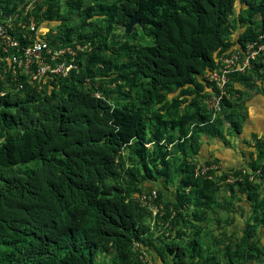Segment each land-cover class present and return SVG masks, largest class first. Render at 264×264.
Returning <instances> with one entry per match:
<instances>
[{
	"label": "trees",
	"instance_id": "obj_1",
	"mask_svg": "<svg viewBox=\"0 0 264 264\" xmlns=\"http://www.w3.org/2000/svg\"><path fill=\"white\" fill-rule=\"evenodd\" d=\"M26 1L0 0V23ZM93 1L82 10L85 19L100 15L109 25L124 26L136 14L152 41L119 45L117 51L130 60L123 67L115 63L120 55H105L92 45L89 52H78L76 68L67 76L47 73L33 83L23 74L12 75L8 61L0 62V264H95L98 253L110 255L108 264H132L136 251L153 244L146 224L151 211L135 200L151 190L141 187L145 181L175 185L167 202L155 189L162 214L153 221L168 222L174 238L153 247L157 260L213 264V255H203L201 227L194 223L202 218L198 205L220 206L214 200L218 177L238 175L243 165L255 169V161H264V143L254 142V155L236 172L221 167L195 175V165L202 164L196 158L201 137L219 139L216 129L231 108V99L224 98L223 118L209 122L202 103L206 77L217 56L264 34V0ZM65 4L79 11L82 0ZM235 8L239 14L233 20L240 30L232 40ZM31 16L37 24L63 22L62 39L46 38L51 48L84 45L82 34L71 38L60 0H43ZM10 34L18 41V47L9 49L15 55L42 37L31 32L29 39L18 27ZM0 55L5 56L1 45ZM97 70L101 79L96 83ZM110 70L116 73L106 81L114 85L108 90L102 78ZM252 72L231 75L229 95L233 83L249 74L264 79L261 68ZM121 81L137 88L126 93L121 105H111L103 96L118 93ZM238 115H225L235 134L241 129L234 119ZM259 171L256 185L242 189L254 210L264 197V163ZM253 233L251 223L245 224L236 243L226 247V264H264V259L256 260L263 251L252 241ZM135 261H141L139 255Z\"/></svg>",
	"mask_w": 264,
	"mask_h": 264
},
{
	"label": "rangeland",
	"instance_id": "obj_2",
	"mask_svg": "<svg viewBox=\"0 0 264 264\" xmlns=\"http://www.w3.org/2000/svg\"><path fill=\"white\" fill-rule=\"evenodd\" d=\"M43 0H37L34 4H32V11H35L39 5H41ZM66 0H60V9L61 11L68 17L66 21L67 27L71 29V38L74 40L78 39L77 37L82 34V41H84V45H87V48L83 49L82 52H89L91 50V46L94 48L101 47V49L105 52V55L115 56L117 53L120 55L116 58L115 63L119 66L122 65L128 59L127 53H119L117 51L119 45L129 44L131 46L150 44L151 38L147 35H144L142 32V26L139 23H135L132 25L129 33H125L124 29L127 23L122 26L119 24H108L100 15L93 16L92 18L85 19L84 10L86 7L94 4L93 0H82V5L79 11L75 9H70L66 4ZM74 1V0H72ZM20 7V6H19ZM18 7V8H19ZM239 14L237 8L234 9V14L230 19L234 28L232 29L231 39L235 37L240 30V25H236L235 19ZM85 21L84 23L82 21ZM19 19H17V23ZM40 25V26H39ZM38 32L40 35H45L46 37L55 36L58 39L63 38L64 33V25L63 22H49L46 24H39ZM237 33V34H236ZM87 39V40H86ZM92 42V44H90ZM102 42H105V45H102ZM75 45L81 46L83 44L76 43ZM89 45V46H88ZM90 47V48H89ZM90 49V50H89ZM98 70L94 76V82H99L101 77L98 75ZM113 73H116L115 70H110L107 75L108 77L102 78L105 81L106 89L111 90L114 88V85L107 83ZM256 74H249L247 76V80L241 82L242 87L239 89H234L230 93V105L231 108H228L224 113L225 115L229 112L238 113L239 117H235L234 119L239 122H245V119H248L246 115L251 110L250 106L248 108L244 106L246 102H253V98L261 95V90L258 88L259 84L256 81ZM235 83V82H234ZM233 83V86L235 87ZM240 83V82H238ZM122 89L118 93H106L103 97L111 104V105H121L126 101L128 93H132L137 86L129 87L127 84H124L123 81L120 82ZM116 89V88H115ZM127 93V94H126ZM256 95V96H255ZM255 96V97H254ZM189 109V108H188ZM250 113V112H249ZM224 115V120L222 127H217L216 131H218L220 138L217 140H209V142H204L206 146L208 145H216L223 150L222 154L232 153L235 158H231L230 160H222L219 158L212 157L210 160H207L206 157H201L198 155V163H205L206 161H213L214 164L220 165L225 170L235 171L241 167L242 163H245V159L241 158L239 154H242L243 150L246 152L249 145H241L240 142H236L235 140V132L231 129L228 120ZM220 118H223V113L220 115ZM242 124V123H241ZM209 136V135H208ZM230 136H233L231 139ZM214 138V137H213ZM206 139V138H205ZM235 139V140H234ZM261 141L264 143V137H261ZM217 141V142H216ZM175 144L172 145V147ZM171 147V148H172ZM209 148V147H207ZM206 148V149H207ZM223 148V149H222ZM245 148V149H243ZM243 149V150H242ZM249 150V149H248ZM242 151V152H241ZM216 152V153H215ZM177 156H181V153L177 152ZM210 153L217 157H220V154L217 151H214L213 148H210ZM255 153V150H254ZM246 155V154H245ZM247 158V157H245ZM196 160V159H193ZM249 160V158H247ZM246 160V161H247ZM207 163V162H206ZM264 161H255L253 168L250 166L243 165L244 172L240 171V174L235 175V179L233 181L227 182L224 175H220L218 177V185L219 189L214 194V200L220 204L218 207H207L205 205H198L199 210L202 212V218L199 221H195L194 223L201 227V233L199 235V239L202 245L203 255H213L210 260L213 264H226V255L225 250L229 245H234L237 241L240 232L244 229L245 224L251 223L254 227V233L252 235V241L255 242L256 246L263 251V253L258 257L260 262L264 259V197L261 199V206L254 210L250 205V202L246 199L245 195L242 192V189H246V186H254L256 185L255 178L256 175H259V170H262ZM212 164V162H211ZM225 170H223L225 172ZM222 171V173H223ZM221 172V171H220ZM219 172V174H221ZM233 175V173H230ZM141 187L144 190L148 189H156L162 195V201L167 202L170 200L171 196L175 191V185L169 184L164 186L160 181L151 182L145 181L141 184ZM250 189H247L246 192H250ZM191 208V207H190ZM173 214V213H171ZM256 217V220H255ZM152 218V217H151ZM161 221V220H160ZM159 222V221H158ZM146 224L150 227L152 234V246L144 247L140 251H134V262L132 264H136L138 255L141 252H144L145 259L143 261H139L138 264H161L157 260V256L153 250V247H158L160 242H168L174 241L172 233L169 231L168 222H164L163 220L159 223L154 222L152 219L149 221L146 220ZM171 233V234H169ZM187 241L186 238H183L179 241L180 244H185ZM139 252V253H138ZM95 264H108L110 259V255L98 253L96 257Z\"/></svg>",
	"mask_w": 264,
	"mask_h": 264
},
{
	"label": "built area",
	"instance_id": "obj_3",
	"mask_svg": "<svg viewBox=\"0 0 264 264\" xmlns=\"http://www.w3.org/2000/svg\"><path fill=\"white\" fill-rule=\"evenodd\" d=\"M37 0H27L25 4H21L18 11L10 14L0 23V45L5 56L0 55L1 61L10 63L11 74H23L27 77L28 83L39 82V80L48 74L60 77L67 76L71 69H75L74 61L77 58L79 51H84L87 45H76L75 48L64 46L61 48H51L48 45L46 36L41 38L35 37L31 42L22 49V53L15 55L9 54V49L18 47V41L10 34L16 27L24 29L31 39L32 33L38 32V25L33 16L32 4ZM28 15V16H27ZM26 17V19H24ZM17 19L19 22L17 23ZM40 26V25H39ZM215 68L208 73L206 79L208 89L202 103L210 114L209 122L212 123L215 119L222 115V101L224 98H229L227 86L230 82V76L233 74L243 75L252 71L255 67H259L264 71V34H260L252 40L246 41L242 47H237L227 53H224L215 58ZM34 66V67H33ZM13 81L15 78L12 79ZM17 85V89L21 88ZM218 164H196L194 168L195 175H206L209 171L220 170ZM241 172H244L242 170ZM209 179H214L212 174L208 175ZM235 179L234 175L229 174L226 181L230 182ZM157 192L155 189L143 192L135 197V200L141 207L151 211L152 220L156 219L157 214H162V205L155 203ZM138 247L137 243L133 244V248ZM139 259H145L144 253L139 254Z\"/></svg>",
	"mask_w": 264,
	"mask_h": 264
},
{
	"label": "crops",
	"instance_id": "obj_4",
	"mask_svg": "<svg viewBox=\"0 0 264 264\" xmlns=\"http://www.w3.org/2000/svg\"><path fill=\"white\" fill-rule=\"evenodd\" d=\"M237 11H238V9H237ZM237 33H239V30ZM234 39H235V37H233L232 40H234ZM256 81H258V83H260L258 88L261 90L262 96L255 97L256 96L255 95L254 96L255 98L252 99L253 102L244 103V106L248 108V105H249L251 110L249 111V108L247 109L250 113L248 112V115H246V117L248 119H245L244 123L238 121L241 129H240V133L235 135L236 140L234 139L236 142H240L241 145H249V148L246 149L247 150L246 152H244L243 149H245V148H243L242 149L243 152L241 151L242 154H239V156L241 158H244L245 160H247V158H249L251 153L254 155V148H253L254 142L256 140L261 141L262 140L261 137H264V79L262 81L256 79ZM234 85H235V87L233 86L234 89H236V90L239 89V90H242V92H243V89H240L242 87L241 83H234ZM237 117H239V116H237ZM230 137H231V139H233V136H230ZM215 139L216 138H213L210 136H202L201 137V139H200V151H199L200 157H202V158L206 157V159H211L212 157L219 158V159L223 158L222 160H230L231 158H235V156H233L232 153L231 154L230 153L222 154L223 150H221V148L217 147L215 144L211 145V146L210 145L206 146L204 144V142L206 143V142H209V140H215ZM207 147H209V148H207ZM210 148H213L214 151H217V153L220 154V157H217L218 154H215V156H213L210 153ZM245 157H247V158H245Z\"/></svg>",
	"mask_w": 264,
	"mask_h": 264
},
{
	"label": "water",
	"instance_id": "obj_5",
	"mask_svg": "<svg viewBox=\"0 0 264 264\" xmlns=\"http://www.w3.org/2000/svg\"><path fill=\"white\" fill-rule=\"evenodd\" d=\"M135 23H139V22L136 19V14H132L128 17V23L126 24L125 29H124L125 33H129L132 25Z\"/></svg>",
	"mask_w": 264,
	"mask_h": 264
}]
</instances>
